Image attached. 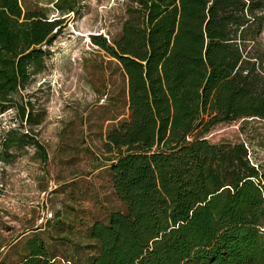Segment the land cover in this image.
I'll use <instances>...</instances> for the list:
<instances>
[{
    "label": "trees",
    "instance_id": "obj_1",
    "mask_svg": "<svg viewBox=\"0 0 264 264\" xmlns=\"http://www.w3.org/2000/svg\"><path fill=\"white\" fill-rule=\"evenodd\" d=\"M78 9L0 0V113L13 108L30 127L0 135L1 160L12 145L47 160L23 91L46 68L43 45ZM263 29L264 0H125L118 33L90 35L125 80L126 115L103 142L124 208L86 225L85 242L59 236L58 252L39 227L19 247L21 232L0 264H264V159L254 162L243 139L208 136L219 123L264 119Z\"/></svg>",
    "mask_w": 264,
    "mask_h": 264
},
{
    "label": "rangeland",
    "instance_id": "obj_2",
    "mask_svg": "<svg viewBox=\"0 0 264 264\" xmlns=\"http://www.w3.org/2000/svg\"><path fill=\"white\" fill-rule=\"evenodd\" d=\"M78 3L77 11L63 17L51 43L43 45L49 49L46 68L23 91L34 102L40 121L33 128L47 160L41 161L32 145H12L13 156L0 159V251L22 232L20 247L39 227L58 252L59 236L85 242L86 225L124 208L111 186L103 142L107 128L126 115L125 80L116 59L93 44L90 35L115 36L125 0ZM52 11L50 16L58 14ZM11 127L30 128L26 122L19 126L14 109L8 108L0 113V135ZM208 136L243 139L254 162L264 159V119L219 123Z\"/></svg>",
    "mask_w": 264,
    "mask_h": 264
}]
</instances>
